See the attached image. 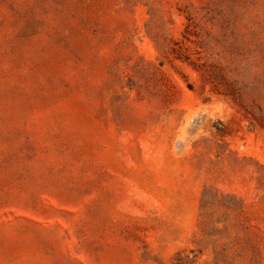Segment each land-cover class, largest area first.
<instances>
[{
	"label": "rangeland",
	"instance_id": "374dc122",
	"mask_svg": "<svg viewBox=\"0 0 264 264\" xmlns=\"http://www.w3.org/2000/svg\"><path fill=\"white\" fill-rule=\"evenodd\" d=\"M0 264H264V0H0Z\"/></svg>",
	"mask_w": 264,
	"mask_h": 264
}]
</instances>
